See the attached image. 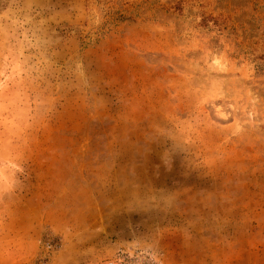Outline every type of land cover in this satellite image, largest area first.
Here are the masks:
<instances>
[{"label": "rangeland", "instance_id": "rangeland-1", "mask_svg": "<svg viewBox=\"0 0 264 264\" xmlns=\"http://www.w3.org/2000/svg\"><path fill=\"white\" fill-rule=\"evenodd\" d=\"M0 264H264V0H0Z\"/></svg>", "mask_w": 264, "mask_h": 264}]
</instances>
